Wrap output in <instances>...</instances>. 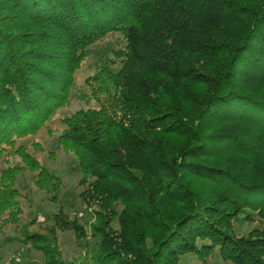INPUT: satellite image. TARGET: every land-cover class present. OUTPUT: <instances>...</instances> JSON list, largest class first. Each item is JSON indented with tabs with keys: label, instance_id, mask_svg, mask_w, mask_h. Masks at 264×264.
<instances>
[{
	"label": "trees",
	"instance_id": "obj_1",
	"mask_svg": "<svg viewBox=\"0 0 264 264\" xmlns=\"http://www.w3.org/2000/svg\"><path fill=\"white\" fill-rule=\"evenodd\" d=\"M114 37L122 67L108 55L85 75L99 107L62 120L57 139L96 223L59 212L56 226L91 239L90 264H264V0H0V217L20 212L25 168L57 200L59 177L19 142L47 129ZM238 220L257 226L237 235ZM25 243L64 264L44 236Z\"/></svg>",
	"mask_w": 264,
	"mask_h": 264
},
{
	"label": "rangeland",
	"instance_id": "obj_2",
	"mask_svg": "<svg viewBox=\"0 0 264 264\" xmlns=\"http://www.w3.org/2000/svg\"><path fill=\"white\" fill-rule=\"evenodd\" d=\"M108 55L115 68L122 67L123 43L120 38H108L92 48V54L83 64L82 73L76 77L69 104L55 114L47 129L19 142L20 145L27 146L28 152L34 155L44 168L59 177L61 186L57 192V200L53 201L52 194L37 188V174L26 168L22 170L15 187L19 194L20 212L14 218L8 214L0 217V264H48L46 256L41 251L35 249L32 244L25 243L29 236L34 235L44 236L50 241L58 259L64 264H90L87 258L94 249L91 239L77 242L72 231H63L55 224V214L61 212L64 217L75 219L89 231L90 226L96 223L93 216L99 211L95 205L84 204L81 197L84 187L81 185L82 174L78 161L73 154L64 152L58 146L57 139L63 130L62 120L80 110L99 107L94 98L90 97L87 100L84 97L85 94L90 95L88 88L85 87L84 77L92 74L94 66L105 62ZM98 97L103 105L114 108L108 97L100 93ZM35 144H38V148ZM19 161L11 158L10 165L13 166ZM7 167L5 159L1 158L0 176ZM6 216H9L8 220ZM256 226L238 220L234 222V231L237 235H246ZM114 227L117 228L116 223ZM182 264L202 263L196 257L187 255L182 258ZM206 264L226 263L220 258H212Z\"/></svg>",
	"mask_w": 264,
	"mask_h": 264
}]
</instances>
